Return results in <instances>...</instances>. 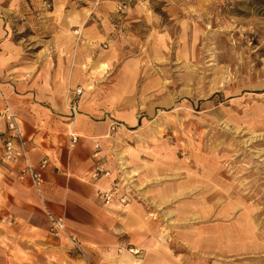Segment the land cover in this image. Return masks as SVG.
Instances as JSON below:
<instances>
[{"label": "crops", "instance_id": "obj_1", "mask_svg": "<svg viewBox=\"0 0 264 264\" xmlns=\"http://www.w3.org/2000/svg\"><path fill=\"white\" fill-rule=\"evenodd\" d=\"M125 1L0 0V139L8 104L36 147L32 161L49 159L46 205L29 180L0 162V264H204L210 252L206 224L197 233L186 204L174 209L181 225L169 241L177 243L164 239L165 213L159 208L175 191L149 190L151 202L129 194L126 205H106L99 196L107 187L125 196L130 192L119 174V165L127 163L121 150L127 154V131L142 117L133 106L136 85L129 73L140 72L144 44L155 53L159 41L170 36L164 12L179 3L132 0L119 12ZM79 87L83 93L74 118L68 105ZM71 133L79 136L74 148ZM97 165L110 176L94 179ZM189 196L177 198L190 201ZM47 210L65 219L87 259L53 237Z\"/></svg>", "mask_w": 264, "mask_h": 264}, {"label": "rangeland", "instance_id": "obj_2", "mask_svg": "<svg viewBox=\"0 0 264 264\" xmlns=\"http://www.w3.org/2000/svg\"><path fill=\"white\" fill-rule=\"evenodd\" d=\"M172 1L170 36L129 73L142 122L121 150L127 197L175 191L159 208L167 242L186 204L206 224L204 264H264V0Z\"/></svg>", "mask_w": 264, "mask_h": 264}, {"label": "built area", "instance_id": "obj_3", "mask_svg": "<svg viewBox=\"0 0 264 264\" xmlns=\"http://www.w3.org/2000/svg\"><path fill=\"white\" fill-rule=\"evenodd\" d=\"M131 2L132 0H127L124 3H121L118 8L119 12L125 11ZM82 93L83 90L81 87L75 89V96L73 98L71 97L68 105L71 115L74 118L79 112L77 99ZM3 117L6 121V132L0 139V146L2 150L0 162L8 165L11 168V172L19 179L29 180L39 194L43 203L46 205L44 199V184L45 174L49 168V159L45 158L38 164H35L32 161L31 153L36 150V147L24 136L21 123L15 112L8 104ZM111 130L115 131L116 125H112ZM70 137V146L74 148L79 141V136L75 133H71ZM94 156H98V151L94 154ZM101 176H110V171L102 165H97L92 177L97 179ZM99 196L106 205H112L115 202H118L119 205H126L128 202L127 196L121 194L116 187L101 189L99 191ZM47 215L50 223V233L53 237L66 240L67 243L70 244L72 250L87 259L79 238L77 235L68 230L65 219L63 217L56 216L49 210H47ZM123 250L124 249H120V252ZM128 250L133 253L137 252V250L133 248H129Z\"/></svg>", "mask_w": 264, "mask_h": 264}]
</instances>
